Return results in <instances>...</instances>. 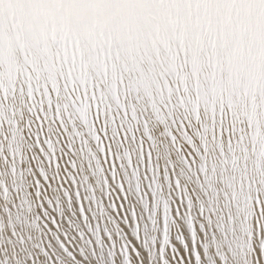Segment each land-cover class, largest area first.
<instances>
[{"label":"snow or ice","instance_id":"6c2138e0","mask_svg":"<svg viewBox=\"0 0 264 264\" xmlns=\"http://www.w3.org/2000/svg\"><path fill=\"white\" fill-rule=\"evenodd\" d=\"M0 264H264V0H0Z\"/></svg>","mask_w":264,"mask_h":264}]
</instances>
